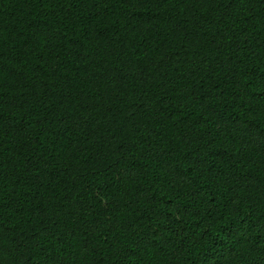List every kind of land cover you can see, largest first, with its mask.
I'll return each instance as SVG.
<instances>
[{
  "label": "trees",
  "instance_id": "obj_1",
  "mask_svg": "<svg viewBox=\"0 0 264 264\" xmlns=\"http://www.w3.org/2000/svg\"><path fill=\"white\" fill-rule=\"evenodd\" d=\"M0 264H264V0H0Z\"/></svg>",
  "mask_w": 264,
  "mask_h": 264
}]
</instances>
